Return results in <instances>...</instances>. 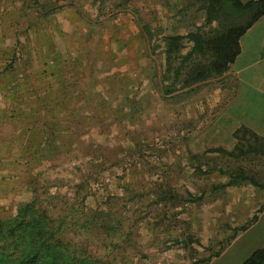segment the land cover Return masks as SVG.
Here are the masks:
<instances>
[{
  "label": "rangeland",
  "instance_id": "374dc122",
  "mask_svg": "<svg viewBox=\"0 0 264 264\" xmlns=\"http://www.w3.org/2000/svg\"><path fill=\"white\" fill-rule=\"evenodd\" d=\"M202 23L199 0H0V69L14 60L0 74V217L29 186L67 201L83 176L84 206L131 231L109 252L101 235L67 231L101 264H237L263 244L232 207L264 188L225 182L241 169L264 186V156L211 151L245 146L214 119V77L162 80L161 35Z\"/></svg>",
  "mask_w": 264,
  "mask_h": 264
},
{
  "label": "trees",
  "instance_id": "16d2710c",
  "mask_svg": "<svg viewBox=\"0 0 264 264\" xmlns=\"http://www.w3.org/2000/svg\"><path fill=\"white\" fill-rule=\"evenodd\" d=\"M199 1L203 10L201 25L184 34L160 37L162 80H166L164 76L171 71L172 82L178 83L179 88L189 87L224 72L238 53L239 37L264 15L263 0ZM142 31L150 38L151 33L144 24ZM184 43H189V48L182 53ZM13 61L11 58L0 69V74H11ZM168 86H164L167 93L170 92ZM237 132H240L239 136ZM233 136L243 140L245 146L242 148L235 144L232 150L216 147L211 151L231 157L247 154L264 156L263 137L245 127H240ZM90 156L94 157L91 153ZM226 174L229 179L225 185L247 181L264 188L241 169ZM87 182L80 176L67 201H54V196L39 197L40 192L30 187L27 181L31 193L29 199L17 203L12 214L0 217V264H101L98 258L88 255L84 247L73 244L66 236L72 228L77 229L79 235H101L109 246L107 252L112 248L126 247L131 241L129 226L124 228L120 219H114L106 205L94 209L84 206V200L90 194ZM255 217L253 214L251 221ZM239 264H264V244Z\"/></svg>",
  "mask_w": 264,
  "mask_h": 264
},
{
  "label": "crops",
  "instance_id": "0c3cea01",
  "mask_svg": "<svg viewBox=\"0 0 264 264\" xmlns=\"http://www.w3.org/2000/svg\"><path fill=\"white\" fill-rule=\"evenodd\" d=\"M211 81L213 89L210 90L208 100L217 108L214 119L223 125H229V133L245 127L264 138V15L254 21L239 37L238 53L234 60L224 72ZM203 82L209 81L205 79ZM204 99L208 101L207 97ZM240 203L239 198L233 203V219L249 220L248 226L242 232L244 235L249 236L253 230L261 229L257 237L264 244V195L251 203L245 199L241 209ZM253 214L256 217L251 221ZM258 247L251 249L243 259Z\"/></svg>",
  "mask_w": 264,
  "mask_h": 264
}]
</instances>
